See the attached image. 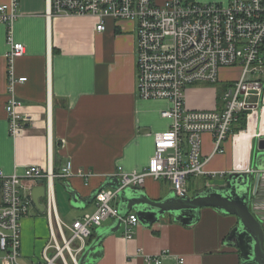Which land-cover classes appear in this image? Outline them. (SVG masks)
Listing matches in <instances>:
<instances>
[{
  "label": "crops",
  "instance_id": "0c3cea01",
  "mask_svg": "<svg viewBox=\"0 0 264 264\" xmlns=\"http://www.w3.org/2000/svg\"><path fill=\"white\" fill-rule=\"evenodd\" d=\"M188 1L226 4L228 0ZM8 2L0 0V5ZM47 11V0H18L12 39L24 46V53L13 66L15 75L26 77L27 81L16 84L13 91L21 102L19 112L28 115L31 122L16 138L9 134L5 112L9 45L7 28L0 23V169L8 175H21L25 167L34 165L57 173L70 161L75 175L54 180L57 218L69 225L95 211V202L90 201L92 193L114 178L118 169L125 173L146 169L155 150L154 135L171 126V121L160 113L170 103L137 96L133 23L106 19L105 31L97 32L99 19L95 17H49ZM232 70H222L217 85L224 88L219 92L212 87L207 98L190 97L187 91L190 86L186 87V108L221 110L222 95L236 80L230 78ZM258 131L257 125L249 141H244L242 157L237 140L244 130L233 131L235 137L223 143V153L214 152L212 137L203 135L200 153L206 160L204 170L224 175L189 178L187 194L190 189L195 193L206 186L221 185L229 173L252 168L255 143L264 138L262 132L256 137ZM83 172L90 177L80 176ZM260 173L262 178L257 188L260 202L258 207L251 208L264 232V168ZM24 184L29 197V190L37 181ZM140 188L153 200L172 192L168 182L151 177ZM40 203L45 207V198ZM113 221L101 226L111 225ZM20 225L18 264L35 263L50 241L49 220L45 211L31 203ZM236 225L234 216L214 208H202L196 222L189 225L169 215L150 225L139 222L132 239H124L121 226L102 239L94 264H148L146 256H162L161 264H241L237 241L229 239ZM179 258L183 259L182 263Z\"/></svg>",
  "mask_w": 264,
  "mask_h": 264
},
{
  "label": "built area",
  "instance_id": "2783aa9c",
  "mask_svg": "<svg viewBox=\"0 0 264 264\" xmlns=\"http://www.w3.org/2000/svg\"><path fill=\"white\" fill-rule=\"evenodd\" d=\"M50 16H91L99 19L97 32L105 31L106 19L134 24L136 39V93L142 100L162 99L170 103L161 116L171 121L170 128L154 135V154L142 172L125 173L118 169L114 178L118 188H105L95 196L96 209L67 225L57 218L55 179L75 175L72 163L66 162L57 173L39 166H27L21 175L5 174L0 169V264H18L21 256V219L31 200L25 194L28 181L46 184L45 214L49 220L50 241L41 259L32 264H78L80 254L89 244L93 231L108 220L119 217L118 194L128 187H142L147 177L166 181L177 197L187 195V181L197 176H223L208 173L202 159V137H212L214 152L223 153V143L234 138L233 126L248 112L264 115V0H228L226 4L197 3L188 0H47ZM18 0L0 5V23L7 28V102L5 112L11 137H19L31 119L19 112L21 102L14 94L15 85L27 81L17 77L14 61L23 55L24 46L12 39L17 18ZM224 69H238L239 77L222 95L218 111L186 108L184 91L196 84H218ZM252 98H257L252 101ZM248 126V124H247ZM262 133L256 134L258 138ZM253 173L252 189L258 207L261 173ZM80 176L88 178L83 172ZM139 224L136 214L121 219L124 239H132ZM51 250V253L49 251ZM161 257L144 259L161 264ZM183 259L179 258V263Z\"/></svg>",
  "mask_w": 264,
  "mask_h": 264
},
{
  "label": "water",
  "instance_id": "95a60500",
  "mask_svg": "<svg viewBox=\"0 0 264 264\" xmlns=\"http://www.w3.org/2000/svg\"><path fill=\"white\" fill-rule=\"evenodd\" d=\"M253 169L264 168V138L255 143L253 154ZM256 184L253 173L246 171L231 172L221 185L206 186L203 189L184 197H177L171 192L158 200L146 197L140 187H128L118 194L117 210L119 217L108 226H100L94 232L93 240L85 247L78 259V264H94L99 257V247L102 239L114 233L121 227V219L130 212H135L140 223L150 225L165 215L184 225L196 222L202 208H214L226 215L234 216L237 225L232 230L229 239L237 241L241 264H264V232L261 222L252 211L254 197L252 189ZM118 188V181L109 178L104 185L94 191L90 201H94L100 190ZM31 203L40 211H45L40 199L46 197V184L38 180L29 190Z\"/></svg>",
  "mask_w": 264,
  "mask_h": 264
},
{
  "label": "rangeland",
  "instance_id": "374dc122",
  "mask_svg": "<svg viewBox=\"0 0 264 264\" xmlns=\"http://www.w3.org/2000/svg\"><path fill=\"white\" fill-rule=\"evenodd\" d=\"M232 71H233V73L231 74L230 78L237 79L239 77V70L234 69ZM212 87L215 88V90L217 89L219 92H221V90L224 88V85H222V84H219V85H217V84L216 85L196 84V85L188 87L187 91H188V95H190V97L196 96L197 98H207L209 96V92H211L213 90V89H211ZM184 97H185V94H184ZM256 100H257V98H252V101H256ZM259 117H260V115H259ZM259 117L257 115V118H259ZM234 126H236V125H234ZM253 129H252V131H249V133L250 132L253 133ZM233 131H234V129H233ZM245 131H247V130H245ZM259 132L260 131H258L257 133H259ZM218 179H219V177H218ZM191 194H193V191L190 189L188 195H191ZM117 202H118V199L116 201H114V203H112V204L115 205V204H117Z\"/></svg>",
  "mask_w": 264,
  "mask_h": 264
},
{
  "label": "bare ground",
  "instance_id": "6f19581e",
  "mask_svg": "<svg viewBox=\"0 0 264 264\" xmlns=\"http://www.w3.org/2000/svg\"><path fill=\"white\" fill-rule=\"evenodd\" d=\"M248 126H247V131L244 130V132H242V134L238 137V142L240 143V147H241V152H239V155L242 157L244 154L245 149L244 145H245V140L249 141L250 137L252 136V134L254 133H249V131H252V129L254 130L253 132H255V126L258 125V129L260 130V132L264 133V115L262 116L261 120L259 118H257V115L254 113V115L252 114L249 117V121H248ZM261 127V128H260ZM262 130V131H261Z\"/></svg>",
  "mask_w": 264,
  "mask_h": 264
},
{
  "label": "trees",
  "instance_id": "16d2710c",
  "mask_svg": "<svg viewBox=\"0 0 264 264\" xmlns=\"http://www.w3.org/2000/svg\"><path fill=\"white\" fill-rule=\"evenodd\" d=\"M248 112H243L238 119V122L236 124V127L234 129V133H238L242 130H245L247 128L246 118H247Z\"/></svg>",
  "mask_w": 264,
  "mask_h": 264
}]
</instances>
